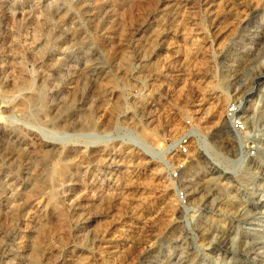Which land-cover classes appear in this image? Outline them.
Segmentation results:
<instances>
[{"label":"rangeland","instance_id":"374dc122","mask_svg":"<svg viewBox=\"0 0 264 264\" xmlns=\"http://www.w3.org/2000/svg\"><path fill=\"white\" fill-rule=\"evenodd\" d=\"M0 264H264V0H0Z\"/></svg>","mask_w":264,"mask_h":264},{"label":"built area","instance_id":"2783aa9c","mask_svg":"<svg viewBox=\"0 0 264 264\" xmlns=\"http://www.w3.org/2000/svg\"><path fill=\"white\" fill-rule=\"evenodd\" d=\"M226 120L228 121L231 129L238 134H243L247 130V122L245 120V117L243 115V108L241 105H233L231 106L226 113ZM190 139L188 137H185V139L182 140L179 151L180 154L186 156L190 152ZM251 154L254 155L255 151L252 149ZM185 168V164H180L177 172L174 174L175 178H179L181 172ZM179 201L182 205L187 204V197L184 192H179L178 194Z\"/></svg>","mask_w":264,"mask_h":264},{"label":"bare ground","instance_id":"6f19581e","mask_svg":"<svg viewBox=\"0 0 264 264\" xmlns=\"http://www.w3.org/2000/svg\"><path fill=\"white\" fill-rule=\"evenodd\" d=\"M208 144H206L205 145V147H206V154H207V156H211L210 155V149L208 148L209 146H207ZM205 150V149H204ZM211 180H213V179H211Z\"/></svg>","mask_w":264,"mask_h":264}]
</instances>
